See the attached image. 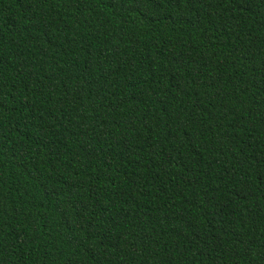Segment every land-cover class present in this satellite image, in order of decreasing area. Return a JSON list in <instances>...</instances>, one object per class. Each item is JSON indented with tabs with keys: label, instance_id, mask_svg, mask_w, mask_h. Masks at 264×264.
<instances>
[{
	"label": "trees",
	"instance_id": "16d2710c",
	"mask_svg": "<svg viewBox=\"0 0 264 264\" xmlns=\"http://www.w3.org/2000/svg\"><path fill=\"white\" fill-rule=\"evenodd\" d=\"M0 264H264V0H0Z\"/></svg>",
	"mask_w": 264,
	"mask_h": 264
}]
</instances>
